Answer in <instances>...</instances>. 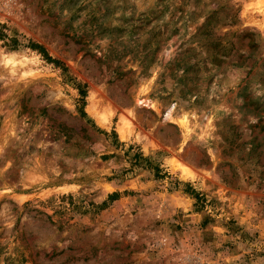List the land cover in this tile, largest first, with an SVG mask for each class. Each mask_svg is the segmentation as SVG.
Returning a JSON list of instances; mask_svg holds the SVG:
<instances>
[{"label":"rangeland","instance_id":"374dc122","mask_svg":"<svg viewBox=\"0 0 264 264\" xmlns=\"http://www.w3.org/2000/svg\"><path fill=\"white\" fill-rule=\"evenodd\" d=\"M0 264H264V0H0Z\"/></svg>","mask_w":264,"mask_h":264},{"label":"trees","instance_id":"16d2710c","mask_svg":"<svg viewBox=\"0 0 264 264\" xmlns=\"http://www.w3.org/2000/svg\"><path fill=\"white\" fill-rule=\"evenodd\" d=\"M31 48L33 50H36L46 61L53 62V61H51V59H49V57L45 54L44 50L41 47H39L37 45H34ZM80 94H81L82 97H84L83 96V91Z\"/></svg>","mask_w":264,"mask_h":264}]
</instances>
